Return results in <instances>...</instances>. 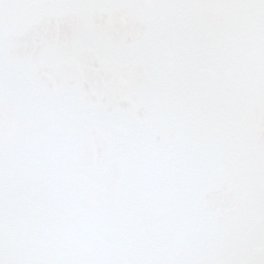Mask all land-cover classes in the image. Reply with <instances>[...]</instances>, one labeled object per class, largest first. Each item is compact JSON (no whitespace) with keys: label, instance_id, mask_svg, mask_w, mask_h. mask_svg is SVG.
I'll return each mask as SVG.
<instances>
[{"label":"snow or ice","instance_id":"snow-or-ice-1","mask_svg":"<svg viewBox=\"0 0 264 264\" xmlns=\"http://www.w3.org/2000/svg\"><path fill=\"white\" fill-rule=\"evenodd\" d=\"M0 264H264V0H0Z\"/></svg>","mask_w":264,"mask_h":264}]
</instances>
